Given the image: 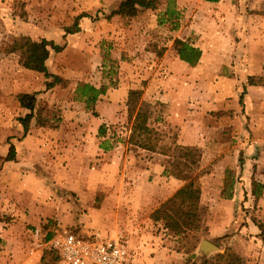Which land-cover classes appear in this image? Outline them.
<instances>
[{"label":"rangeland","instance_id":"rangeland-1","mask_svg":"<svg viewBox=\"0 0 264 264\" xmlns=\"http://www.w3.org/2000/svg\"><path fill=\"white\" fill-rule=\"evenodd\" d=\"M119 1L0 0V264H58L57 255L36 242V227L120 235L127 264H197L202 238L218 252L230 247L243 264H264V238L252 221H264V188L255 200L250 185L234 204L219 195L226 168L241 181L240 161L255 163L253 176L264 178V87L261 94L247 90L241 103L242 86L234 81L264 66V0H232L228 22L206 24L201 45L208 52L194 66L178 62L171 31L179 15L188 23L197 7L159 22L167 9L176 11L175 0H160L134 16L110 15ZM80 13L86 15L77 18ZM76 24L78 31L65 32ZM221 24L223 35L216 29ZM21 31L62 46L51 50L50 75L24 68L20 51L6 50ZM52 74L60 81L47 88ZM99 78L115 102L105 122L93 116V105L74 99L79 80ZM21 92H35L23 131ZM139 112L159 133L154 151L128 142ZM101 121L105 133L88 140ZM10 144L16 151L11 168L5 159ZM19 157L33 164L24 185ZM102 157L113 164L105 170L107 182L78 180L103 174ZM181 177L197 179L201 188L199 240L188 252L189 237L165 234L151 218L174 183H184Z\"/></svg>","mask_w":264,"mask_h":264},{"label":"trees","instance_id":"trees-1","mask_svg":"<svg viewBox=\"0 0 264 264\" xmlns=\"http://www.w3.org/2000/svg\"><path fill=\"white\" fill-rule=\"evenodd\" d=\"M218 1V0H208ZM160 0H120L118 5L112 9L110 15L120 14L126 16H134L140 9H154ZM86 13H80L77 18L85 16ZM165 18L160 17L159 22H164L168 17L176 16L177 12L171 9H167L163 12ZM168 16V17H166ZM177 23L172 27L175 29ZM66 33H73L79 30V25L76 24L74 29L65 27ZM174 47L176 49L178 57L191 66H194L201 57V49L194 46L187 39L174 38ZM62 46L55 43L52 40H48L45 37L40 39H34L29 35H21L19 38L14 39L12 43L6 48L8 52L20 51L22 55V66L24 68L41 72L44 75H50L47 69V60L50 56L51 50L60 51ZM53 81H47L46 87L50 88L55 83L60 81V77L52 74ZM261 85L264 86V66L259 74H248L246 76L245 83L242 86V92L240 95V102L243 103V95L247 92V86ZM106 92V85L102 84L100 87H96L93 84L79 80L75 87L74 99L84 101L87 108L91 107L99 95ZM20 105L26 108L27 112L23 117H19L18 120L22 122L24 129H26L25 121L27 118L33 115L35 92H21L17 94ZM95 114V112H94ZM100 134L105 133L104 127L101 125L99 129ZM158 131L149 125V117L145 112H139L135 115L131 132L129 134L128 142L137 145L141 148L151 151L155 150V142L158 139ZM16 158V151L13 144H10L6 160H13ZM185 163V161H184ZM186 164V163H185ZM242 161H240L239 167L241 168ZM184 183L181 184L170 196L161 201L158 206L152 211L151 218L155 222H161L162 229L165 234L173 236L189 237L191 247L189 246L186 251H192L195 247V243L198 242V237L194 234L195 231L201 227V217L199 212V202L201 188L197 179L192 177H181ZM236 183L235 177L230 174V168L225 169V179L223 181L221 190L219 192L220 197L229 199L233 195L234 186ZM251 194L256 200L261 193V189L264 188V183L251 177ZM252 221L260 230L259 234L264 238V221L252 217ZM194 243V244H193ZM193 253H191L192 255ZM189 264V263H187ZM198 264H243L241 256L230 247H226L223 252H217L210 255L206 259L202 260Z\"/></svg>","mask_w":264,"mask_h":264},{"label":"crops","instance_id":"crops-1","mask_svg":"<svg viewBox=\"0 0 264 264\" xmlns=\"http://www.w3.org/2000/svg\"><path fill=\"white\" fill-rule=\"evenodd\" d=\"M196 1H198V3H196ZM232 5H233L232 0H218V1L175 0V10L177 12V15H178V13L182 14L183 10H185L184 8H187L186 9L187 12L192 7H197V8L191 9V12L195 11V14H194L193 19L190 20L188 23H187V19L184 20L182 15H179V18H177L175 20V23H174V25L177 23V28L173 30V33L171 31V34L173 37H178L181 39H186L187 37L195 38V42L194 43L191 42V43L194 46L199 47L202 51L201 55H204L208 51L205 50V48L201 45L202 44L201 39L204 38V36H205L204 33H205V29H206V24H209L210 22H214L215 18H218V19L226 18L227 19L226 22H228L229 14H230V8L229 7H231ZM195 9H197V10H195ZM19 23L20 22H18L17 24H19ZM223 26H224V24H221L216 28L217 32L220 35H223L224 32H226L225 30L224 31L222 30ZM19 34L24 35L26 33L21 31ZM177 60H178V62H181L182 64H186V65L188 64L184 61H181L179 58ZM197 66H198L197 69L198 68L200 69L202 67V65L200 66V64H197ZM248 74H252V73L250 72ZM248 74H244L243 76H240L239 79L234 77V81H237V84L239 83V85L243 86V84L245 83V80H246V76ZM100 78L98 79V83L95 81H91V84H93L96 87H100L102 84H104V82H102V80ZM261 87H264V86L250 85V86H247V90L249 91V94H250V90H255L256 93L261 94V92L259 91L262 89ZM114 105H115V102L113 101L112 94L110 95L108 93V90H106V92L104 94L99 95V97L97 98V100L95 101L93 106L91 107V108H94L92 111L95 112V114H93V116L97 115V117H99V118H97L98 120H103L105 122V120H106V119H104L105 116L106 117L109 116L108 115V107L109 106L112 107ZM103 121H101V123H100L102 126H104L102 123ZM20 128H21V131H23L24 127L22 124L20 125ZM88 135L89 136H86L88 140H94V139L97 140V136L101 137V135H103V134H100L99 130L98 131L94 130L93 136H90V132L88 133ZM97 148L101 149L100 153H102L104 151V150H102V143L101 144L97 143ZM20 149L24 150L23 144H21ZM102 158H103V160H102ZM102 158L99 159L98 164H99V167H101V171L103 170V174L100 173L98 175L97 179L95 177H93L92 175L91 176L88 175V177L83 176V177L79 178L78 180H83L86 182L88 181L91 183L93 181H98L100 183L107 182L109 180V176H108V173H105L106 172L105 170H107L109 166L113 167V164H109L108 162H106L105 157H102ZM19 159H20L19 166L21 167L19 180L23 184L24 182H27L28 178H29V174H28L29 172H28V169L26 167L32 166L33 164H31V161H29L28 159L22 160L23 158H20V157H19ZM11 161H13V160H7V166L9 168H11V166H12ZM150 166H151V168L154 169V171L159 170V175H163L165 177V179H167V174H166L167 172L164 171V173L162 174L163 168L159 164H156L153 162ZM254 166H255V163H252L251 161H249L247 159L244 162H242V166H241L242 174L240 176L241 181H239L238 179L236 180V184L234 186V191H233L232 197L229 198L228 200L224 198L225 200L230 201V203L232 202V204H234V202H238L239 199H241V200L243 199L242 197H244V195H243L244 192L246 190H248L249 186L251 185L250 182H251V177L253 175V170L255 169ZM22 171H25V172L22 174ZM256 178L257 177H255V179ZM259 180H260V182L264 183V178L259 179ZM178 182L179 181L174 183L175 185L172 186L171 191L167 195L163 196V199H160V198L159 199L161 201H163L168 196H170L181 185V183H178ZM244 182H245V184H244ZM103 183L101 185H103ZM242 185L244 186V189H243ZM84 188L86 189L89 187L87 186ZM105 191L106 192H104V198L106 200L107 195H108V191H107V189ZM158 203H160V201ZM141 238H143V236Z\"/></svg>","mask_w":264,"mask_h":264},{"label":"built area","instance_id":"built-area-1","mask_svg":"<svg viewBox=\"0 0 264 264\" xmlns=\"http://www.w3.org/2000/svg\"><path fill=\"white\" fill-rule=\"evenodd\" d=\"M33 236L39 246L57 255L58 264H127L126 240L120 235L85 237L71 228L43 233L36 227Z\"/></svg>","mask_w":264,"mask_h":264},{"label":"water","instance_id":"water-1","mask_svg":"<svg viewBox=\"0 0 264 264\" xmlns=\"http://www.w3.org/2000/svg\"><path fill=\"white\" fill-rule=\"evenodd\" d=\"M219 247L208 239L202 238L195 249V256L198 258V263L206 259L212 252H218ZM197 263V264H198Z\"/></svg>","mask_w":264,"mask_h":264}]
</instances>
